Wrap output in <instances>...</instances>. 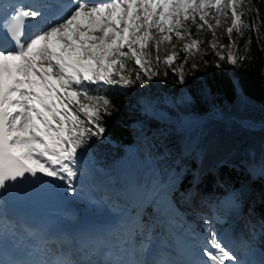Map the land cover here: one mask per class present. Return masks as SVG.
I'll return each instance as SVG.
<instances>
[{"label": "snow or ice", "instance_id": "6c2138e0", "mask_svg": "<svg viewBox=\"0 0 264 264\" xmlns=\"http://www.w3.org/2000/svg\"><path fill=\"white\" fill-rule=\"evenodd\" d=\"M3 3V0H0ZM66 14L45 16L50 3H28L15 0L10 11H0V216L10 192H18L42 177L63 181L68 192L76 191V165L87 152L93 138L103 140L104 116L112 114L113 105L96 90L105 87L131 88L159 75L152 71L151 48H155V66L161 63L162 46L191 37L189 25L211 29L209 13L230 15L227 29L230 66L239 67L249 59L239 54L233 32L243 38L245 30L256 34L264 27L256 0H69ZM42 21V23H38ZM216 25L220 24L219 17ZM244 51L248 52V43ZM201 42L191 39L184 43L185 58L179 69L175 63L179 54L173 50L162 63L178 74L185 83V65L192 50L199 52ZM212 48H216L213 43ZM167 51V49H163ZM264 50V49H262ZM219 61L224 60L222 53ZM134 61V76L129 62ZM207 63V61H205ZM194 72L198 65L192 66ZM164 75H167L165 71ZM240 92L239 81L232 84ZM146 112L151 111L145 104ZM179 163V161H177ZM259 168L264 175V159L251 161V174ZM42 174V177L38 176ZM81 175H83L81 173ZM164 182L153 172L151 187L140 193L143 200L154 203L174 187L177 176L168 173ZM30 178H36L32 180ZM198 177L193 178V187ZM59 186V185H57ZM191 190L188 195H191ZM236 191L229 192L224 202L239 208ZM219 219V217H217ZM130 238L143 225L125 216L120 222ZM11 238L19 246L14 226L0 219V243ZM199 258L191 264H238L237 257L226 250L213 221L206 220L204 238L200 242ZM122 249L99 243L87 253L86 264H127ZM92 257H96L93 259ZM3 264V262H0ZM21 264H45L42 260ZM53 264H80L58 259Z\"/></svg>", "mask_w": 264, "mask_h": 264}, {"label": "trees", "instance_id": "16d2710c", "mask_svg": "<svg viewBox=\"0 0 264 264\" xmlns=\"http://www.w3.org/2000/svg\"><path fill=\"white\" fill-rule=\"evenodd\" d=\"M256 6L264 17V0H256L254 8ZM190 30L192 39L199 40L201 47L199 52L194 49L189 53L185 83L181 85L178 74H174L171 68L165 69L162 62L157 68L153 59L151 68L159 73L157 84L145 77L142 94L152 97L156 108L169 119L181 113L202 119V122L188 130L174 132L171 123L163 116L143 110L134 101L131 92L117 87L96 90L94 86H89L97 94H104L110 99L113 109L110 116L103 118L106 127L103 140H90L85 154L109 171L118 168L124 160L130 161L128 169L120 174L121 183L133 179L137 186L144 188L151 187L153 172L159 173L163 181L168 173L177 176V185L166 197L185 212L188 206L183 197L191 189L198 188L200 195L221 196L227 192V186L237 187L239 180L251 179L248 170L251 161L264 159V27L256 34L245 30L243 38L233 32L232 35L237 37L239 54L249 57L239 67L230 66L224 48L211 47L213 40L206 25L199 30L190 26ZM249 36H252V40L248 43L249 51L245 52L244 45ZM223 41L227 42V39L223 38ZM182 47L177 49V69L185 58ZM217 53L225 56L224 60L219 61L221 67H216ZM193 58L200 64L212 62L207 68H200L194 73L191 66ZM129 68L134 76V61L129 62ZM234 81L240 82V92L233 89ZM164 95L168 96L170 102L165 100ZM240 120H249L256 126H244ZM161 129H165V137L173 149L181 152L183 145L191 149L186 164L177 163L171 155L164 154L163 142L158 141L157 131ZM128 148H132V151L127 152ZM253 172L258 175L251 182L249 196L259 198L250 207L239 200L240 207H246L241 215L242 225L250 229L264 223V175L260 174L259 168ZM194 177H198V182L193 187ZM177 192H180V196ZM227 218L231 219L232 216L228 214ZM185 219L188 223L193 220L189 213L185 214ZM205 226L204 223L198 224L197 231L205 232ZM214 226L222 231L223 226L218 222ZM228 228L226 224L224 229ZM244 231L250 236L249 230Z\"/></svg>", "mask_w": 264, "mask_h": 264}, {"label": "rangeland", "instance_id": "374dc122", "mask_svg": "<svg viewBox=\"0 0 264 264\" xmlns=\"http://www.w3.org/2000/svg\"><path fill=\"white\" fill-rule=\"evenodd\" d=\"M217 17H219L220 19L219 25H216L215 23ZM211 19H212L211 23L213 24V28L210 29L209 36L213 40V43L216 45V47L218 49L224 48L228 55L230 51L234 50V49H230L228 44L229 37L227 34V29L231 25L230 15H220L215 13V11L213 10V12L209 13V20ZM190 26L191 27L194 26L197 28L196 25H191V24L189 25V32L191 33V37L188 39H185L183 41H176L174 38L173 43H175V49H173L172 43H166L165 45L162 46V50L159 53L161 57V62L167 55H170L173 50L177 52V49L180 46H183L184 43L191 42L192 32L190 30ZM223 38L227 39V42L223 41ZM232 38L236 42L237 37L232 35ZM163 49H167V51H164ZM151 52L153 55V59H155L156 51L154 47L151 48ZM211 62L212 61L208 63L200 64L197 62V59L193 58L191 66L198 65L199 69L200 68L205 69L208 67V65L211 64ZM152 71H156V70L152 69ZM198 71L194 72L193 70L194 73H197ZM152 81L155 84H157V76L154 77ZM136 85H137L136 87L133 86L127 89L120 87L117 88L131 92L134 95V101L140 104L143 110L145 109V104L149 105L151 108V111H149V113L155 114L156 116H163L167 122L171 123L172 127L175 130H179L180 128L179 122L181 119H187V121H192V120H188L189 118L181 113H178L174 118L169 119L167 116H165L162 112H160L156 108L152 97H148V96L145 97V95L142 94L143 85L139 83H137ZM164 98L165 100H168L167 95H164ZM196 121L200 123L202 122V119L193 120V125ZM193 125H190L189 127L187 125L186 130L192 128ZM157 132L159 135L158 138L159 143L163 142L162 145H164V149H165L164 154L171 155L175 162L179 161L186 164L189 160V157L187 158V153L185 154V156H183L184 153L173 149V146L170 143L169 139L165 137L166 136L165 129L158 130ZM185 148L186 146L183 145L182 148L183 151L186 150ZM169 149H172V151H170ZM131 151L132 148L127 149V152H131ZM130 165H131L130 161L124 160L119 164L118 168L116 169L114 168L113 170L109 171L104 166H101L96 162H93L89 155H85L82 160L78 158L76 170L81 179L79 177H77V179H80L81 181H77V183L81 182L82 186L87 184L88 188L90 189L89 193L92 194L91 198L96 199L94 201H99V200L101 201L102 199L105 200L106 198H110L113 192L117 193L116 194L117 197L124 198L125 197L124 193L125 191L127 192V187H130L131 197H129V199L128 198L126 199L128 202L127 209L128 210L133 209L134 204L138 201L142 202V204H147L148 202L146 200H143L140 196L143 187L136 186V184L133 183V179H131L127 184H123L119 182L120 174L124 170L128 169ZM81 173L83 175H81ZM168 179L169 176H167V179L164 182H167ZM250 180H239V184L237 187L227 186V192L225 194L221 196L217 195L215 197L208 196L204 193L200 195L198 188L194 187L193 189H191L192 192L191 195L187 194V196L185 195L184 197L182 195V197L184 198V203L188 205V210L185 212V214L189 213L192 216L193 220L188 223L177 216L174 217H177L179 220L178 223L180 225H184L185 228L189 229L194 236L198 235V233L194 231L195 227L198 224L204 223L206 225V220H212L213 228L219 234L223 245L226 244L227 249L230 251L233 249L234 253L233 252L232 253L235 254V256L237 257L238 264H264V223H261L257 228H252V229H250V227L243 226L241 223L242 222L241 215H243V212L246 207L242 208L239 206V208H233L231 201L227 203L224 202V198L228 195L229 192L236 191L238 193H241V195L239 196V200L243 201L245 206L247 205L248 207H250L252 203L254 204L259 197L249 196L248 189L249 190L251 189L250 187L252 182ZM176 185H177V180L174 181V186ZM246 190L248 192L245 194L244 192ZM169 192L166 196L169 195ZM177 194L180 196V192H177ZM166 196L161 197L160 199H158V201H161ZM111 197H113V195ZM149 207L152 206L149 204ZM151 209H153V212H155L154 208ZM228 214L232 216L231 219L227 218ZM217 217H219V219H217ZM215 222H218L220 225L223 226V228H221L222 230L221 232L218 231V228H215L214 226ZM147 224H148V229L152 230V235L157 240L158 229L156 228V226L153 225L152 221H149ZM226 224L229 226L231 225V229L225 230L224 227ZM244 229L249 230L248 234L250 236L246 235ZM199 234L201 237L204 238L205 232ZM146 242H147L146 245L145 244L144 245L150 247L153 241L152 242L146 241ZM258 243L260 244V246H257ZM59 252L60 249L55 247L53 250V254L61 258Z\"/></svg>", "mask_w": 264, "mask_h": 264}, {"label": "bare ground", "instance_id": "6f19581e", "mask_svg": "<svg viewBox=\"0 0 264 264\" xmlns=\"http://www.w3.org/2000/svg\"><path fill=\"white\" fill-rule=\"evenodd\" d=\"M32 2H33V0H32ZM44 15L49 16V14L45 11H44ZM41 22H38V23H41ZM188 118H189L188 120H192V121H189V123H192V124H187L189 127L190 125H193V120H195V118H190V117H188ZM184 121H187V119H184ZM184 126H186V125H184ZM182 127H180V128H182ZM180 128H179L178 132L183 131L186 127L184 129H180ZM190 150L191 149H189V151ZM77 177L80 178L79 174ZM46 178H48V177H46ZM48 179H51L55 184L59 185L58 188L62 191V194H63V198H62L63 204L61 205V207L58 210L50 211V214L53 215L57 220L62 222L64 225L71 226L74 223V221L77 217V214H80L81 212H89V213H92L94 215L99 214V212H108V213H110V215L112 214L111 212H113L115 214L116 209L119 208L117 206L122 203V202L121 203L119 202V203L112 204L114 202V200H111L112 199L111 196H110V198H106L105 200L102 199L101 201L100 200L94 201L96 199L91 198L92 194L89 193L90 189L88 188L87 184L82 186L81 182L77 183V181H81L80 180L81 178L76 179V181H75L76 191L74 193L68 192L66 190V185L64 184L63 181H56L53 178H48ZM79 186H82V187H79ZM127 190L130 192L131 191L130 187H127ZM135 209H137L136 205L134 206V210ZM125 216L133 217L134 214H133V212H130L129 210H125L122 214H119V215L117 214L116 218L122 220V218H124ZM130 240H131V242H133L135 244V249L137 251L139 250V248H141L142 245H144V244L146 245L145 237L140 235V234L139 235L138 234H136V235L132 234L130 237ZM51 254H53V253H51ZM50 257H53V255H50ZM65 260H72L73 261V259L71 257H69V258L65 257ZM142 262H143V260L140 261L139 264H142ZM155 264H157V262H155Z\"/></svg>", "mask_w": 264, "mask_h": 264}, {"label": "water", "instance_id": "95a60500", "mask_svg": "<svg viewBox=\"0 0 264 264\" xmlns=\"http://www.w3.org/2000/svg\"><path fill=\"white\" fill-rule=\"evenodd\" d=\"M241 121V123H247V122H250L249 120H240ZM252 173H254V172H252ZM251 173V174H252ZM258 175V173H256L255 175H251L250 177H251V181H253V179H255L256 178V176ZM251 188V187H250ZM251 190V189H250ZM250 190H248L249 192H250ZM104 216H107V214H105Z\"/></svg>", "mask_w": 264, "mask_h": 264}, {"label": "built area", "instance_id": "2783aa9c", "mask_svg": "<svg viewBox=\"0 0 264 264\" xmlns=\"http://www.w3.org/2000/svg\"><path fill=\"white\" fill-rule=\"evenodd\" d=\"M243 125L249 126V127H255L254 123H252V122H249V124L248 123H243Z\"/></svg>", "mask_w": 264, "mask_h": 264}]
</instances>
